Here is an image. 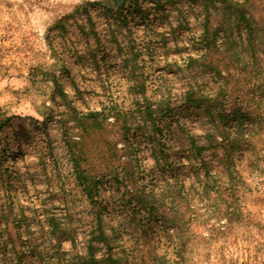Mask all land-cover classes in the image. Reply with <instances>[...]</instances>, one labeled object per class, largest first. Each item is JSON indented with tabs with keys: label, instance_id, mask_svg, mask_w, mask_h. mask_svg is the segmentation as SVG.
Wrapping results in <instances>:
<instances>
[{
	"label": "rangeland",
	"instance_id": "374dc122",
	"mask_svg": "<svg viewBox=\"0 0 264 264\" xmlns=\"http://www.w3.org/2000/svg\"><path fill=\"white\" fill-rule=\"evenodd\" d=\"M88 254L264 264V0H0V264Z\"/></svg>",
	"mask_w": 264,
	"mask_h": 264
},
{
	"label": "trees",
	"instance_id": "16d2710c",
	"mask_svg": "<svg viewBox=\"0 0 264 264\" xmlns=\"http://www.w3.org/2000/svg\"><path fill=\"white\" fill-rule=\"evenodd\" d=\"M211 140H210V143L211 144H214L215 146H213V147H215V148H217L218 146H219V143L217 142V137H218V134H212L211 135ZM210 144V145H211ZM205 147H203L202 149H203V151H210L209 150V148H205ZM199 153H200V151H199ZM202 166H204V174H206V175H208L209 173H210V169H211V166L209 165V163H206V162H203L202 163ZM84 185V184H83ZM83 189H84V191H85V193L88 195V198L89 199H92V196H91V193H90V189L88 188V187H86L85 185H84V187H83ZM90 244H89V249H90ZM88 249V250H89ZM88 256H89V258L88 259H86V261L88 262V263H90V264H97V261H95L92 257H91V255H89L88 254ZM109 262V264H112V262L111 261H108Z\"/></svg>",
	"mask_w": 264,
	"mask_h": 264
}]
</instances>
